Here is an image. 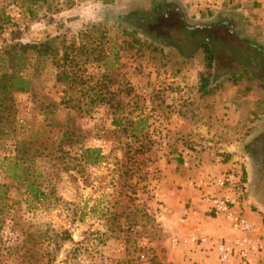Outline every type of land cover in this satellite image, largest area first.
I'll list each match as a JSON object with an SVG mask.
<instances>
[{"label": "rangeland", "instance_id": "rangeland-1", "mask_svg": "<svg viewBox=\"0 0 264 264\" xmlns=\"http://www.w3.org/2000/svg\"><path fill=\"white\" fill-rule=\"evenodd\" d=\"M142 5L0 0V49L12 31L22 43L59 36L55 63L43 60L32 92L0 110V184L9 185L0 264H176L179 226L164 216L165 195L185 182L198 188L202 174L219 176L210 172L217 162L249 150V82L264 87V53L215 43L203 93L205 52L184 56L181 45L162 47L127 25L123 15ZM235 33L253 42L243 25ZM65 132L78 142L59 148ZM82 147L104 157L76 173ZM13 163L45 196L11 178Z\"/></svg>", "mask_w": 264, "mask_h": 264}, {"label": "crops", "instance_id": "crops-1", "mask_svg": "<svg viewBox=\"0 0 264 264\" xmlns=\"http://www.w3.org/2000/svg\"><path fill=\"white\" fill-rule=\"evenodd\" d=\"M185 11L197 22H205L228 16L235 26L243 25L257 46L264 53V0H180ZM252 81V80H249ZM242 88V86L240 87ZM261 113L259 121H254L255 113ZM252 119V122H251ZM260 129L254 132V126ZM259 128V127H258ZM249 150L243 157L231 155L210 168L212 174L232 171L242 180V188H216L206 185L202 174L196 183L198 188L188 182L181 190H172L165 195V214L177 220L182 252L181 261L176 264H239L237 258L220 262L215 243L222 238L232 240L236 234L231 229L230 220L223 214L215 213L202 197L206 193L220 196L230 195L235 203L231 211L245 219L253 228L249 231L251 249L248 264H264V87L258 89L249 82ZM232 153V151H229ZM240 160L239 162L236 161ZM205 238L200 242L199 239ZM186 242L182 244V241ZM262 245L258 249L257 246Z\"/></svg>", "mask_w": 264, "mask_h": 264}, {"label": "trees", "instance_id": "trees-1", "mask_svg": "<svg viewBox=\"0 0 264 264\" xmlns=\"http://www.w3.org/2000/svg\"><path fill=\"white\" fill-rule=\"evenodd\" d=\"M33 3L38 0H30ZM114 0H103V3H112ZM148 6L135 7L129 13L123 15L124 22L130 27L136 28L144 35L153 38L162 47L181 45V54L190 57L196 51L205 52L207 73L201 75L199 89L203 93L210 91V84L213 79L210 77L212 63H215V51L213 45L223 41L228 46L235 44H246L259 51L260 49L243 40L235 33V23L228 17H220L212 22L192 21L187 15L184 7L175 0H147ZM52 12H57L60 5L50 7ZM8 22V21H7ZM3 27L0 25V30ZM217 32H221L217 33ZM11 43L0 49V110H10L13 105L15 93L32 92L34 89L33 78L37 71L43 68V60L49 59L53 64L58 54L56 42L58 35L48 36L40 42H20V37H14L17 31H12ZM73 50V49H72ZM65 51L63 58L68 57ZM249 63V57H247ZM7 68V70H5ZM234 77L235 74L224 71ZM241 75L235 77L238 81ZM59 79V77H56ZM235 81V82H236ZM7 102V103H5ZM88 110V109H87ZM65 132L64 138L59 143V148L66 141L73 138ZM73 142L78 141L73 139ZM102 150L99 147H82L79 153V160L76 165V173L88 165H95L103 158ZM11 178L21 184L33 198L39 199L45 196L44 191L34 180L27 178L19 169V164L13 163ZM19 170V171H17ZM3 188V189H2ZM9 185L0 184V199L7 193Z\"/></svg>", "mask_w": 264, "mask_h": 264}, {"label": "built area", "instance_id": "built-area-1", "mask_svg": "<svg viewBox=\"0 0 264 264\" xmlns=\"http://www.w3.org/2000/svg\"><path fill=\"white\" fill-rule=\"evenodd\" d=\"M208 187L216 188H242V180L237 177L235 172L225 171L219 176L209 178L206 181ZM210 204L212 210L217 214H223L225 218L230 220L231 229L236 236L232 240L225 238L219 239L215 246L218 251V258L220 262H226L232 258H237L239 264H248L249 250L251 249V239L249 238V231L253 228L249 222L240 216L235 215L230 209L235 203L234 197L230 195L220 196L213 193H206L202 197ZM200 242L205 241V238L199 239ZM258 249L262 245L257 246Z\"/></svg>", "mask_w": 264, "mask_h": 264}]
</instances>
